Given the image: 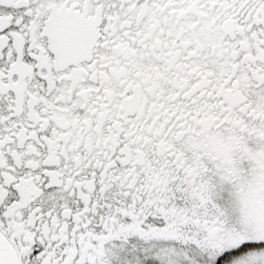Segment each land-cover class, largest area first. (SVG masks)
Returning <instances> with one entry per match:
<instances>
[{"label":"snow or ice","instance_id":"obj_1","mask_svg":"<svg viewBox=\"0 0 264 264\" xmlns=\"http://www.w3.org/2000/svg\"><path fill=\"white\" fill-rule=\"evenodd\" d=\"M0 264H264V0H0Z\"/></svg>","mask_w":264,"mask_h":264}]
</instances>
